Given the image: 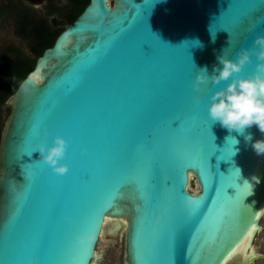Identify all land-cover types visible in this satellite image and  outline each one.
I'll return each mask as SVG.
<instances>
[{
  "label": "water",
  "instance_id": "1",
  "mask_svg": "<svg viewBox=\"0 0 264 264\" xmlns=\"http://www.w3.org/2000/svg\"><path fill=\"white\" fill-rule=\"evenodd\" d=\"M257 36L264 0H89L5 102L0 264H94L118 223L123 264L264 260V155L251 146L264 134L253 125L246 142L209 119L231 79L193 90L242 49L234 78L257 74ZM57 136L62 176L37 147Z\"/></svg>",
  "mask_w": 264,
  "mask_h": 264
},
{
  "label": "clouds",
  "instance_id": "2",
  "mask_svg": "<svg viewBox=\"0 0 264 264\" xmlns=\"http://www.w3.org/2000/svg\"><path fill=\"white\" fill-rule=\"evenodd\" d=\"M197 42L199 44V41ZM251 54L257 57V74L249 78H234L250 62V50L242 49L235 61L225 59L224 56L217 57L219 66L213 67V74L209 76L207 68H203L197 74L193 84V90L199 92L200 86L206 84L209 79L214 85L232 80L226 89L216 92L210 98L208 115L213 123H219L230 133L236 132L243 136L246 142L253 140L251 133L246 134V130L253 125L264 134V75H261L264 74V36H257ZM32 79L35 80V76ZM229 137L235 140V145L239 144L236 137ZM251 146L257 155H264V139L256 140ZM37 147L39 157L52 168L55 174L62 176L68 172L67 166H58V162L65 157L66 153L64 139L57 136L54 139V146L47 150L46 155L43 145H37Z\"/></svg>",
  "mask_w": 264,
  "mask_h": 264
},
{
  "label": "flooded vegetation",
  "instance_id": "3",
  "mask_svg": "<svg viewBox=\"0 0 264 264\" xmlns=\"http://www.w3.org/2000/svg\"><path fill=\"white\" fill-rule=\"evenodd\" d=\"M74 1L0 0V56L8 60L34 61L35 65L45 50L39 56L35 53L38 37L43 33L51 37L59 29L62 32L72 24L74 21L69 23L68 20L76 8Z\"/></svg>",
  "mask_w": 264,
  "mask_h": 264
},
{
  "label": "trees",
  "instance_id": "4",
  "mask_svg": "<svg viewBox=\"0 0 264 264\" xmlns=\"http://www.w3.org/2000/svg\"><path fill=\"white\" fill-rule=\"evenodd\" d=\"M89 0H75V6L73 14L70 15L69 23H72L83 11L85 6L88 4ZM67 14H70L68 12ZM62 29H59L56 33L50 35L48 33H43L38 37V43L36 44L34 51L39 56L42 51L50 47L58 33ZM34 66V61L27 60H8L0 56V138L2 129L4 126L5 118L2 114V108L5 105L6 100L15 92L20 82L25 78V76L32 70ZM9 114V113H8Z\"/></svg>",
  "mask_w": 264,
  "mask_h": 264
},
{
  "label": "rangeland",
  "instance_id": "5",
  "mask_svg": "<svg viewBox=\"0 0 264 264\" xmlns=\"http://www.w3.org/2000/svg\"><path fill=\"white\" fill-rule=\"evenodd\" d=\"M62 19V18H60ZM62 21V20H60ZM64 28V25L63 27ZM9 113V107L4 105L2 108L3 117H6ZM6 119V118H5ZM191 191H197L195 184L191 186ZM262 226H264V218L260 220ZM254 245L258 253L264 254V227L263 230L256 234ZM98 251L102 252L101 259L97 260L94 264H123V248H124V235L123 231L116 237H109L100 241L98 245ZM253 264H264L263 259H257Z\"/></svg>",
  "mask_w": 264,
  "mask_h": 264
},
{
  "label": "bare ground",
  "instance_id": "6",
  "mask_svg": "<svg viewBox=\"0 0 264 264\" xmlns=\"http://www.w3.org/2000/svg\"><path fill=\"white\" fill-rule=\"evenodd\" d=\"M263 218H264V216H263ZM111 225V223H110V221L108 220V219H106L105 220V227H108V226H110ZM111 227H114V234H113V236H117V235H119V233H120V231H121V227H122V224L121 223H118L117 225H115V226H111ZM254 235H256V234H254ZM237 258H239V256L237 255L236 256V259Z\"/></svg>",
  "mask_w": 264,
  "mask_h": 264
},
{
  "label": "snow or ice",
  "instance_id": "7",
  "mask_svg": "<svg viewBox=\"0 0 264 264\" xmlns=\"http://www.w3.org/2000/svg\"><path fill=\"white\" fill-rule=\"evenodd\" d=\"M255 229H254V227H253V231H254Z\"/></svg>",
  "mask_w": 264,
  "mask_h": 264
}]
</instances>
